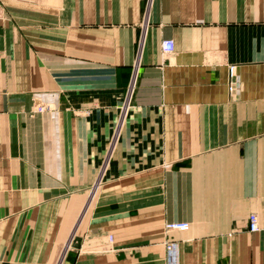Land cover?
<instances>
[{"label":"crops","instance_id":"0c3cea01","mask_svg":"<svg viewBox=\"0 0 264 264\" xmlns=\"http://www.w3.org/2000/svg\"><path fill=\"white\" fill-rule=\"evenodd\" d=\"M168 242L264 264V0H0V264H170Z\"/></svg>","mask_w":264,"mask_h":264},{"label":"built area","instance_id":"2783aa9c","mask_svg":"<svg viewBox=\"0 0 264 264\" xmlns=\"http://www.w3.org/2000/svg\"><path fill=\"white\" fill-rule=\"evenodd\" d=\"M162 51L164 54H171L174 51V42L172 40H165L162 42ZM229 77V91L233 92L236 89V68L235 66H230L228 70ZM134 87V82L130 84V92ZM249 231L256 232L258 231V217L255 213L250 214L248 219ZM188 222H170L165 225L167 231H187L189 229ZM110 240L112 238L110 237ZM166 249L169 253L170 264H175V251L176 245L173 242L166 243Z\"/></svg>","mask_w":264,"mask_h":264}]
</instances>
